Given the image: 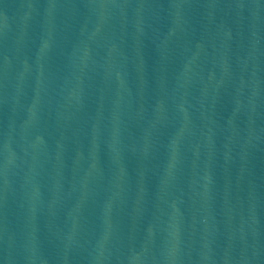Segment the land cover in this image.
Listing matches in <instances>:
<instances>
[{
	"label": "water",
	"instance_id": "water-1",
	"mask_svg": "<svg viewBox=\"0 0 264 264\" xmlns=\"http://www.w3.org/2000/svg\"><path fill=\"white\" fill-rule=\"evenodd\" d=\"M0 264H264V0H0Z\"/></svg>",
	"mask_w": 264,
	"mask_h": 264
}]
</instances>
